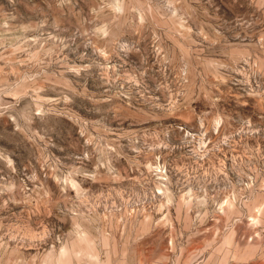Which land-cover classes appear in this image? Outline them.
<instances>
[{"label":"rangeland","instance_id":"1","mask_svg":"<svg viewBox=\"0 0 264 264\" xmlns=\"http://www.w3.org/2000/svg\"><path fill=\"white\" fill-rule=\"evenodd\" d=\"M0 264H264V0H0Z\"/></svg>","mask_w":264,"mask_h":264}]
</instances>
